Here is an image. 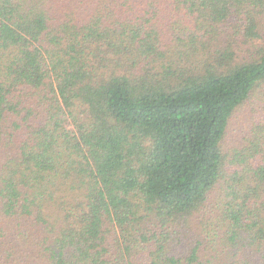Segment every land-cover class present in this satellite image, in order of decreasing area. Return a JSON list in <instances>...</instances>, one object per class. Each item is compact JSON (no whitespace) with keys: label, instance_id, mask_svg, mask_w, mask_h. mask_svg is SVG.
Instances as JSON below:
<instances>
[{"label":"trees","instance_id":"1","mask_svg":"<svg viewBox=\"0 0 264 264\" xmlns=\"http://www.w3.org/2000/svg\"><path fill=\"white\" fill-rule=\"evenodd\" d=\"M0 264H264V0H0Z\"/></svg>","mask_w":264,"mask_h":264}]
</instances>
